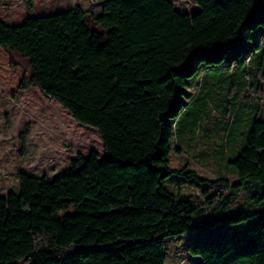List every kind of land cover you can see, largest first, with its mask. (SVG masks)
I'll return each instance as SVG.
<instances>
[{"label": "trees", "instance_id": "1", "mask_svg": "<svg viewBox=\"0 0 264 264\" xmlns=\"http://www.w3.org/2000/svg\"><path fill=\"white\" fill-rule=\"evenodd\" d=\"M95 1L99 14L76 6L17 25L0 20V49L29 66L19 88L37 87L96 128L105 150L53 178L19 173V192L0 196V264H166L167 240L255 216L238 239L191 242L187 264H264V190L246 208L199 219L206 207L169 184L217 187L207 207L224 191L264 184V118L229 161L234 183L170 162L178 124L198 100L185 101L186 89L229 53L241 61L254 48L245 45L264 27V0H194L193 14L170 0Z\"/></svg>", "mask_w": 264, "mask_h": 264}, {"label": "rangeland", "instance_id": "2", "mask_svg": "<svg viewBox=\"0 0 264 264\" xmlns=\"http://www.w3.org/2000/svg\"><path fill=\"white\" fill-rule=\"evenodd\" d=\"M170 1L177 10L189 14L199 9L194 0ZM76 6L95 14L101 10V3L95 0H0V20L17 25L29 16L64 12ZM251 46L254 48L241 61L233 57L236 51L229 53L223 66L203 70L186 89L190 95L183 96L185 101L194 97L198 100L176 129L172 167H187L206 179L225 178L231 183L238 179L229 161L245 146L253 121L264 118V27L253 33V40L245 48ZM28 67L18 54L0 49V196L19 192L21 171L35 176L46 173L53 178L79 155L96 152L105 156L96 128L77 122L57 100L37 87L19 88ZM169 184L174 191L192 195L197 204L206 207L199 219L246 208L255 200L252 194L264 190V184L255 183L238 191H224L226 199L207 207V199L218 193L217 187L204 193L195 183L173 179ZM259 209L264 210V203ZM256 217L167 240L166 264H187L191 242L219 243L226 236L238 239L239 232H245L258 220Z\"/></svg>", "mask_w": 264, "mask_h": 264}]
</instances>
